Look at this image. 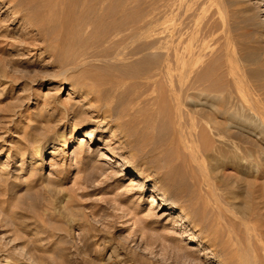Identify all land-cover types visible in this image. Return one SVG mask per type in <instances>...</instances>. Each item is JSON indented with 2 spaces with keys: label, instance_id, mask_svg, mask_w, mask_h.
<instances>
[{
  "label": "rangeland",
  "instance_id": "1",
  "mask_svg": "<svg viewBox=\"0 0 264 264\" xmlns=\"http://www.w3.org/2000/svg\"><path fill=\"white\" fill-rule=\"evenodd\" d=\"M67 1L72 13H54L35 45L0 49V264H233L211 247L214 231L232 239L242 221L254 246L264 240V216L260 233L248 210L254 188L264 193V14L246 0H126L148 6L149 29L137 38L138 20L100 24L82 15L94 0ZM8 11L0 2V20ZM19 23L1 29L22 43ZM117 47L148 49L136 65L149 69L147 100L132 106L148 111L145 134L121 132L125 102L110 111L93 100L107 84L92 72L134 76L89 57Z\"/></svg>",
  "mask_w": 264,
  "mask_h": 264
},
{
  "label": "bare ground",
  "instance_id": "2",
  "mask_svg": "<svg viewBox=\"0 0 264 264\" xmlns=\"http://www.w3.org/2000/svg\"><path fill=\"white\" fill-rule=\"evenodd\" d=\"M64 1L67 0H0V2H4L5 4H7V9L9 10V14H11V17L9 18L8 16L4 17L3 19L0 20V49H2L5 46H9L11 47L12 45L15 46H20L22 48L24 47H31L33 46L35 39L37 37L38 32L49 28L51 24H53V21L56 20L52 18V15L56 12H58L59 14H64L65 16L69 15V9L71 10V6L67 5L64 3ZM73 1V0H72ZM77 1V0H75ZM74 1V2H75ZM82 2L83 5H87L89 0H79ZM93 2V0H91ZM143 0H139V2ZM170 1V0H169ZM172 1V0H171ZM215 1V0H214ZM68 2V1H67ZM71 0L69 1V4H72L74 2H71ZM133 2V1H132ZM132 2L126 1V0H94V2L90 5L92 7L89 8L91 12V14H82L83 17L87 20L93 19L96 22H101L100 24H102L103 22H109L110 24H116L115 23V19L117 18H121L123 20H130L133 19V21L136 23V21L138 20L140 22V30L138 33H135L133 36L135 37H145L147 34V28L148 25L150 24L149 19L147 20V16H149L147 14V12L149 11H145V9L143 7H141L142 4H132ZM137 2V1H136ZM163 2V0H162ZM165 2V1H164ZM163 2V3H164ZM167 2V0H166ZM165 2V3H166ZM78 3V2H77ZM90 3V1H89ZM144 5L145 2H143ZM169 3V2H168ZM173 2H171L168 5H171ZM215 3V2H213ZM3 4V3H2ZM76 4V3H75ZM73 4V8L75 9ZM78 5L80 8L83 5ZM216 4V3H215ZM215 4H213L215 6ZM89 5V4H88ZM142 5V6H144ZM165 5V4H164ZM177 5V4H174ZM211 6L214 8V6ZM219 5V4H218ZM217 5V7H218ZM221 5V4H220ZM246 5L248 7H251L254 9L255 14L254 16L259 18V16H262L264 14V0H246ZM66 6H70V8H66ZM147 6V5H146ZM167 6V3L166 5ZM164 6V7H165ZM224 6V5H223ZM78 10L81 13V9H83V7L81 9ZM86 7V6H85ZM148 7V6H147ZM163 7V8H164ZM175 7V6H174ZM216 7V6H215ZM217 7L214 8V10H217ZM221 7V6H219ZM92 8V9H91ZM146 8V7H145ZM168 9V7H166ZM165 8V9H166ZM172 8V6H171ZM211 8V9H213ZM86 9V8H85ZM170 9V8H169ZM223 9V7H222ZM219 9V10H222ZM249 9V8H248ZM57 10V11H55ZM73 10V9H72ZM71 10V11H72ZM77 10V8H76ZM88 10V12H89ZM164 10V9H162ZM173 10V8H172ZM213 10V11H214ZM231 10V9H230ZM233 10V9H232ZM231 10V11H232ZM250 10V9H249ZM75 11V10H74ZM77 11V12H79ZM218 11V10H217ZM229 11V10H228ZM235 11V10H234ZM251 11V10H250ZM64 12V13H63ZM83 12V11H82ZM86 12V11H84ZM163 12V11H162ZM220 12V13H219ZM218 15L223 12L219 11ZM236 12V11H235ZM245 12V11H244ZM252 12V11H251ZM72 13V12H70ZM228 13V12H227ZM150 14V13H149ZM166 14V13H165ZM215 14V13H214ZM223 14V13H222ZM231 16L233 15V12L230 14ZM59 16V15H58ZM76 16V15H75ZM222 16H225L224 14ZM221 16V17H222ZM226 16H229L228 14ZM252 16V15H251ZM250 16V17H251ZM63 17V16H62ZM151 17V16H150ZM213 17V15H212ZM217 17V16H216ZM83 18V19H84ZM218 18V17H217ZM217 18H213L214 21H216ZM223 18V17H222ZM62 19V18H61ZM167 19V18H166ZM254 19V18H253ZM218 20V26L221 24L219 22V18ZM14 21H20V25H22V29L24 30L25 36L22 39V43H17L15 42L16 40H14V35L11 34L10 32H7L6 30L1 29L2 26H5V23L7 22H14ZM63 21V19H62ZM213 21V22H214ZM59 22V19H58ZM222 25L226 24V20L225 17L223 19ZM61 23V22H60ZM64 25H66V22H63ZM164 23V22H163ZM167 24V23H166ZM235 24V23H233ZM263 24H264V19H263ZM97 25V24H96ZM109 25V24H108ZM160 25V24H159ZM165 25V24H163ZM228 25V24H227ZM225 25V26H227ZM236 25V24H235ZM59 26V25H58ZM63 26V25H62ZM87 26V25H86ZM110 26V25H109ZM230 26V25H229ZM100 27V26H99ZM224 27V26H223ZM222 27V29H223ZM68 28V27H67ZM110 28V27H109ZM162 28V27H161ZM159 28V29H161ZM214 28V27H213ZM218 28V27H217ZM232 28V25L231 27ZM235 28V27H234ZM59 29V28H57ZM56 29V30H57ZM63 29V28H62ZM61 29V30H62ZM66 29V28H65ZM84 29V28H83ZM101 29V27H100ZM167 29V28H166ZM219 29V28H218ZM59 29V31H61ZM75 30V29H74ZM168 30V29H167ZM224 30L225 27H224ZM223 30V31H224ZM242 30V29H241ZM257 30V29H256ZM55 31V30H54ZM64 31V30H62ZM61 31V32H62ZM162 31V30H160ZM164 31V30H163ZM217 31V30H216ZM219 30V34H220ZM233 30H231L232 32ZM235 31V30H234ZM236 31H238L236 29ZM243 31V30H242ZM21 32V31H20ZM57 32V31H56ZM71 32V31H70ZM214 32V31H213ZM224 33V32H223ZM244 33V32H243ZM63 34V32H62ZM218 34V33H217ZM218 34V35H219ZM227 34V33H226ZM224 34V35H226ZM240 34V33H239ZM237 34V36L239 35ZM242 34V33H241ZM58 35V34H57ZM22 36V35H21ZM227 37H229L228 35H226ZM226 36L225 38L222 37V39H224L226 41ZM244 36V35H243ZM240 37V36H239ZM130 38V37H129ZM236 38V37H235ZM238 38V37H237ZM21 39V38H20ZM70 39V38H69ZM141 39V38H140ZM144 39V38H143ZM133 40V39H132ZM18 41V40H17ZM21 41V40H20ZM135 41V40H134ZM142 41V40H141ZM151 41V39H150ZM132 42V41H131ZM130 42V43H131ZM144 42V41H143ZM148 42V41H147ZM222 42V41H221ZM228 42V41H227ZM236 42V40H235ZM243 42V41H242ZM128 43V42H127ZM129 43V44H130ZM219 43V42H218ZM224 43V42H223ZM222 43V44H223ZM226 43V42H225ZM224 43V44H225ZM240 43V42H239ZM148 44V43H147ZM158 44V43H156ZM221 44V43H220ZM234 44V43H233ZM247 44V43H246ZM35 45V44H34ZM133 45V44H132ZM142 45V44H141ZM237 45V43H236ZM240 45V44H238ZM243 45V44H242ZM156 46V45H154ZM187 45H185V48ZM224 46V45H223ZM227 46V45H226ZM229 46V45H228ZM227 46V47H228ZM177 47V46H176ZM225 47V46H224ZM235 47V46H234ZM242 47V46H241ZM239 47V48H241ZM246 49V46H244ZM118 48V47H117ZM158 48V47H157ZM164 48V47H163ZM178 48V47H177ZM180 48V46H179ZM182 48V47H181ZM180 48V49H181ZM230 48V47H229ZM159 49V48H158ZM157 49V50H158ZM162 49V48H161ZM184 49V48H182ZM106 50V49H105ZM104 50V51H105ZM148 49H113L112 51H105V52H101L99 54H90V56L96 58L99 63L101 64V66H116V65H121V66H125L126 69L128 68L129 70H131V72L133 73V77L137 78H141L144 79V81L140 82L139 81H133L135 80L133 77H129V76H124V75H120V76H109V77H104L103 74L100 75V73H91L90 75V79H92L95 83H99V84H107V89L106 91H104V97L100 98V97H95L93 100L98 102V103H103L107 110H110L111 106H122V104L125 102L126 105V112L122 113V115L120 116V126H121V132H123V134L125 135H131L132 133H137L139 132L140 134H145L146 133V128L148 127L149 123H150V119L148 118V111L147 109H145L144 107H142V105L140 107H135L132 108L133 105H137L138 103L143 102L146 99L147 100V96L144 99L143 95H147L148 93L145 92L142 93L141 92V86H144L145 88L148 82V79L151 78L150 76H148V68H140L137 69L136 65L142 62H146L148 61ZM156 50V49H155ZM169 50V49H168ZM188 50V52L190 53L189 49H186V51ZM161 51V50H160ZM164 51V50H163ZM162 51V53H163ZM184 51V50H183ZM166 52V51H165ZM164 52V53H165ZM169 52V51H168ZM187 52V53H188ZM168 54V53H167ZM166 54V55H167ZM170 54V52H169ZM161 55V54H158ZM156 55V56H158ZM172 56V57H171ZM182 56V55H181ZM180 53H179V49H174V51L172 52V55L170 54V57L172 58V62H173V70L174 72L177 73V75H179L180 69L181 67V62L179 60ZM184 56V54H183ZM187 57L191 56V55H186ZM193 57V56H192ZM159 58V56H158ZM183 58V57H182ZM92 59V58H91ZM163 60V59H162ZM189 60V59H187ZM155 61V60H154ZM169 61H166L164 66H163V70L164 72H169L170 68L168 64ZM83 64V63H82ZM81 64V65H82ZM88 65V64H87ZM79 68V65H76ZM84 65H82L83 67ZM149 66V65H148ZM155 66V64H154ZM194 66V62L192 63L191 61L188 63V67L190 72H192L195 68H193ZM75 67V66H74ZM86 67V66H85ZM89 68V67H88ZM87 68V69H88ZM107 68V67H106ZM76 69V68H75ZM124 69V68H123ZM127 69V70H128ZM153 69V68H151ZM172 69V68H171ZM83 70V69H82ZM116 70V69H115ZM89 71H93V69H89ZM96 71V70H95ZM121 71V70H120ZM119 71V72H120ZM153 71V70H152ZM162 71V70H161ZM98 72H100L98 70ZM110 72V71H109ZM108 72V73H109ZM114 73V72H113ZM172 73V72H170ZM112 74V73H111ZM121 74V72H120ZM190 74V73H189ZM88 75V74H87ZM107 75V74H106ZM105 75V76H106ZM109 75V74H108ZM119 75V74H117ZM173 75V74H172ZM171 75V76H172ZM192 75H194V73H192ZM169 77V76H168ZM89 79V78H87ZM180 79V78H179ZM182 79V78H181ZM165 80V79H164ZM176 80V79H175ZM174 80V81H175ZM93 81H88V82H93ZM181 81V80H180ZM87 82V81H86ZM94 83V85H95ZM175 83V82H174ZM178 83V82H177ZM96 84V85H97ZM159 84V83H158ZM179 84V83H178ZM260 84V83H259ZM91 85V83H90ZM103 86V85H102ZM163 86V85H162ZM264 86V85H263ZM101 87V86H100ZM254 87V86H253ZM99 88V87H98ZM97 88V89H98ZM103 88V87H102ZM178 88V87H177ZM144 89V88H143ZM165 89V88H164ZM176 88L174 87L173 90H175ZM183 89V88H182ZM188 89V88H187ZM104 90V89H103ZM145 90V89H144ZM147 90V89H146ZM154 90V89H153ZM160 90V89H159ZM149 91V89H148ZM147 91V92H148ZM87 92L89 93H94V89L92 87H88ZM157 92V91H156ZM160 92V91H159ZM163 92V91H162ZM166 93V92H165ZM191 93V92H190ZM102 94V93H101ZM152 93H150L151 95ZM157 94V93H156ZM194 94V93H193ZM261 96L263 95L262 93H260ZM158 95V94H157ZM163 95V94H162ZM190 95V94H189ZM256 95V94H255ZM96 96V95H95ZM153 96V94H152ZM181 96V95H180ZM157 97V96H156ZM264 97V96H262ZM93 98V97H92ZM152 99V97H150ZM150 99V100H151ZM154 99V97H153ZM159 99V98H158ZM177 96L176 94L173 96V101H176ZM259 99V97H258ZM257 99V100H258ZM261 99V98H260ZM259 99V100H260ZM157 100V99H156ZM165 100V99H164ZM153 101V100H152ZM264 101V99L260 100V104L261 102ZM92 102V101H91ZM150 102L147 104L149 107ZM162 102V101H161ZM168 102V101H167ZM256 101H254L255 104ZM160 102H157V104ZM172 103V102H171ZM263 104V102H262ZM103 105V106H104ZM124 105V104H123ZM152 105V104H151ZM162 105V104H159ZM157 105V106H159ZM169 105V104H168ZM178 105V104H177ZM187 105V104H186ZM258 105V104H257ZM102 106V105H101ZM100 106V107H101ZM130 107V108H128ZM134 107V106H133ZM161 107V106H159ZM172 107V106H171ZM260 107V105L258 106V108ZM152 108V107H151ZM173 109V108H172ZM230 109V108H229ZM102 110V109H101ZM104 110V109H103ZM150 110V109H148ZM159 110V109H158ZM162 110V109H161ZM169 110V109H167ZM264 110V109H263ZM111 111V110H110ZM119 111V110H118ZM123 111V110H122ZM121 111V112H122ZM154 111V110H153ZM170 111V110H169ZM230 111V110H229ZM247 111V110H246ZM161 112V111H160ZM174 112V111H173ZM226 112V111H225ZM233 112V111H231ZM242 112V111H241ZM244 112V111H243ZM103 113V112H102ZM117 113V112H116ZM168 113V112H167ZM172 113V112H171ZM223 113V112H222ZM109 114V113H108ZM236 114V113H235ZM116 115V114H115ZM169 115V114H168ZM172 115V114H171ZM170 115V116H171ZM228 115V114H227ZM231 115V114H230ZM237 116V114H236ZM112 117V116H111ZM117 118V117H116ZM237 118V117H236ZM118 121V120H117ZM173 122V120H172ZM171 123V122H170ZM151 125V124H150ZM171 126V125H170ZM118 127V126H117ZM117 130V129H116ZM115 131V130H114ZM149 131V130H148ZM172 131V130H171ZM204 132V131H203ZM173 135V134H172ZM176 135V134H175ZM173 135V136H175ZM198 136V135H197ZM140 137V136H139ZM203 137V136H202ZM141 138V137H140ZM147 138V137H146ZM144 141V140H143ZM179 144V143H178ZM220 147V146H219ZM218 149V148H217ZM225 149V148H224ZM252 154V153H251ZM224 155V154H223ZM116 167H118V170H125V171H130V168L127 167V165H123V164H118ZM263 172V171H262ZM261 173V172H260ZM132 180H135V178H132ZM259 182V181H258ZM258 185V183H257ZM261 185V184H260ZM220 188V186L218 187ZM261 187L256 186L254 188V193H255V198L253 200L254 203L251 204L248 208L250 213H255L254 215H252V219L253 221L256 223L257 228L259 229L260 233L262 232L260 229L263 226V216L264 213L262 212L263 207H264V193H262V190L260 191ZM153 200V199H152ZM219 204V202H218ZM164 205H167V203L163 200L160 202L159 207H163ZM170 208V207H169ZM237 209V208H236ZM246 211V210H245ZM239 212V211H238ZM242 213V212H241ZM245 213V212H244ZM243 214V213H242ZM239 215V214H238ZM241 217V216H240ZM243 217V216H242ZM246 217V216H245ZM227 218V216H226ZM242 220V218H241ZM236 222V221H235ZM220 223V222H219ZM221 224V223H220ZM238 226L240 227L239 232H237V234L235 235V237L233 236L232 239L230 237V235H224V234H218V232L214 231L213 235L211 236V239H209L211 242V247L214 246H218V244L221 245V248L223 251L228 252V256H227V260L230 263L233 264H264V240L258 244V246H254L255 242L247 239L248 237L246 235L249 234L248 230L246 228H244V223L242 221H239ZM237 224L235 225V227H237ZM255 225V224H253ZM243 228H242V227ZM238 228V227H237ZM242 228V229H241ZM255 228V226H254ZM239 229V228H238ZM241 231V232H240ZM235 233V232H234ZM212 234V233H211ZM262 235V234H261ZM247 237V238H246ZM223 239L224 240L222 242H219V239ZM208 240V241H209ZM254 240V239H253ZM207 241V242H208ZM254 243V244H253ZM256 247V248H255ZM60 249V248H59ZM61 253V252H60ZM188 254V253H187ZM213 255V254H212ZM207 259H211L212 257H206ZM215 263V262H214ZM219 264V263H218Z\"/></svg>",
  "mask_w": 264,
  "mask_h": 264
}]
</instances>
